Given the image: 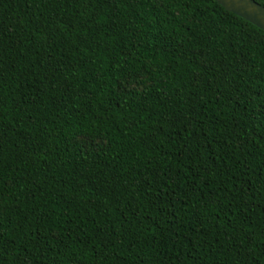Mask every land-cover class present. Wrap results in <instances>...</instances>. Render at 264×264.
Instances as JSON below:
<instances>
[{
    "label": "trees",
    "instance_id": "trees-1",
    "mask_svg": "<svg viewBox=\"0 0 264 264\" xmlns=\"http://www.w3.org/2000/svg\"><path fill=\"white\" fill-rule=\"evenodd\" d=\"M0 264H264V30L0 0Z\"/></svg>",
    "mask_w": 264,
    "mask_h": 264
},
{
    "label": "water",
    "instance_id": "water-1",
    "mask_svg": "<svg viewBox=\"0 0 264 264\" xmlns=\"http://www.w3.org/2000/svg\"><path fill=\"white\" fill-rule=\"evenodd\" d=\"M225 9L264 30V6L256 0H215Z\"/></svg>",
    "mask_w": 264,
    "mask_h": 264
}]
</instances>
